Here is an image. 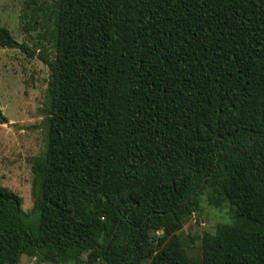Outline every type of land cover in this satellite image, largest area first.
<instances>
[{
	"label": "trees",
	"instance_id": "obj_1",
	"mask_svg": "<svg viewBox=\"0 0 264 264\" xmlns=\"http://www.w3.org/2000/svg\"><path fill=\"white\" fill-rule=\"evenodd\" d=\"M49 34L0 27L49 71L30 212L0 187V264H264V0H54ZM202 196L231 222L182 241Z\"/></svg>",
	"mask_w": 264,
	"mask_h": 264
},
{
	"label": "rangeland",
	"instance_id": "obj_2",
	"mask_svg": "<svg viewBox=\"0 0 264 264\" xmlns=\"http://www.w3.org/2000/svg\"><path fill=\"white\" fill-rule=\"evenodd\" d=\"M54 0H0V27L6 28L19 43L51 51V11ZM47 67L36 58H28L17 49L0 47V187H6L23 199L22 211L29 213L31 197L30 160L44 148V115ZM226 207L213 208L200 197L199 211L193 213L178 233L182 241L213 232L219 223H230ZM189 257L201 255L200 241L187 246ZM19 264L39 263L22 256ZM103 264V263H99Z\"/></svg>",
	"mask_w": 264,
	"mask_h": 264
}]
</instances>
